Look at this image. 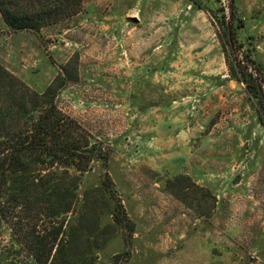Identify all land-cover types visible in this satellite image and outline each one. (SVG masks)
<instances>
[{
  "label": "rangeland",
  "instance_id": "rangeland-1",
  "mask_svg": "<svg viewBox=\"0 0 264 264\" xmlns=\"http://www.w3.org/2000/svg\"><path fill=\"white\" fill-rule=\"evenodd\" d=\"M79 10L40 34L13 32L0 14V64L38 92L59 78L58 107L110 153L81 174L76 204L98 264L126 250L128 264H264V120L230 76L222 26L223 15L242 19L238 57L264 72V0H81ZM107 174L132 232L97 190ZM11 241L0 228V262Z\"/></svg>",
  "mask_w": 264,
  "mask_h": 264
},
{
  "label": "trees",
  "instance_id": "trees-1",
  "mask_svg": "<svg viewBox=\"0 0 264 264\" xmlns=\"http://www.w3.org/2000/svg\"><path fill=\"white\" fill-rule=\"evenodd\" d=\"M80 5L81 0H0V14L13 32L40 34L45 25L77 14ZM225 17L222 26L233 61L230 76L244 82L258 99L264 120L263 69L249 54L239 59L237 49L241 46L236 45L235 35L243 21L235 12L231 23ZM58 80L38 92L0 64V228H6L12 237L0 264H98L96 252L101 247L95 233L81 229L76 204L81 174L96 160L107 163L110 153L58 107ZM183 177L187 178L181 174L175 180ZM168 183L172 186L174 182ZM101 184L97 190L111 209L113 204L114 223L132 232L134 223L108 174ZM120 257L128 264L127 250L115 255L112 264H120Z\"/></svg>",
  "mask_w": 264,
  "mask_h": 264
},
{
  "label": "water",
  "instance_id": "water-1",
  "mask_svg": "<svg viewBox=\"0 0 264 264\" xmlns=\"http://www.w3.org/2000/svg\"><path fill=\"white\" fill-rule=\"evenodd\" d=\"M135 18V21L137 20V18L136 17H134Z\"/></svg>",
  "mask_w": 264,
  "mask_h": 264
}]
</instances>
